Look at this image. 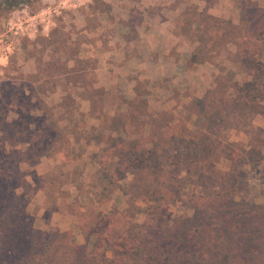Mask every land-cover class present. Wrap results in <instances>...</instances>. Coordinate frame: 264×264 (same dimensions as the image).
Wrapping results in <instances>:
<instances>
[{
    "label": "trees",
    "instance_id": "obj_1",
    "mask_svg": "<svg viewBox=\"0 0 264 264\" xmlns=\"http://www.w3.org/2000/svg\"><path fill=\"white\" fill-rule=\"evenodd\" d=\"M39 1L0 0V12L14 16L32 2ZM205 1L208 8L219 2ZM239 9L244 26L241 29L234 27L230 21L210 16L207 11L201 14L189 11L190 20L199 27L195 36L204 45L198 54H204L203 50L216 43L222 46L229 40L235 41L238 50L231 58L234 65L231 72L241 71L255 78L254 82L245 80L241 85L236 78L226 82L217 77L214 88L188 106L191 110L188 113L191 114H187V122L196 115V130L189 129L186 122L180 132L173 130L172 135L166 133L172 152L165 151L161 156L172 159L176 166L181 167L172 169V175H177L179 171L190 172L198 175L197 186L206 183L213 190L212 195L198 198L202 202L197 205L198 214L193 218L175 220L165 219L164 215L155 217V209L161 208L166 214L167 205L176 201L180 193L174 185L164 183L159 188L163 190L167 187V191L171 192L170 198L160 197L157 207L149 206L144 225L139 226L135 222L137 213L131 212L134 211L132 203L127 210L104 216L95 211L85 221V214H79L78 228L86 239H94L92 251L87 245L76 244L73 232L55 233L37 229L34 217L28 212L37 189L26 182V173L21 166L34 162L36 157L33 151H21L16 146L24 145L28 142L27 138L42 131V123L55 112L42 100L40 103L37 101L35 106L22 105L12 99L6 108L10 110L14 107L17 118L9 120V115L0 118V264H262L264 205L247 202L234 183L240 176L243 157L248 155L252 161H259L264 150V129L255 128L252 124L256 116L264 118V105H260L263 100L259 101L257 87L259 79L264 78V65L258 57L264 45V9L252 0H240ZM248 13L256 16L257 20L249 17ZM224 25H230L236 32L231 39L225 38L219 43L216 33L219 34ZM220 36L223 38L224 33ZM61 104L55 108L62 110ZM38 112L42 113L41 117L36 115ZM154 114L147 113L151 119L156 116ZM151 119L146 120L152 134L148 143L166 140L164 135L158 136L153 128L157 119ZM175 120L173 118L172 121ZM240 122L249 124L248 135L255 134L250 145L259 148L258 153L237 154L236 145L229 143L230 132L238 128ZM127 129L129 134L130 127ZM121 143L114 141L115 146L110 149L113 156L121 159V165H124L128 154L129 165L135 163L141 166L145 161L144 157H140L143 153L135 152L132 150L134 147L125 152L120 147ZM152 155L154 159L155 154ZM37 156L36 161L39 162L48 155L38 153ZM222 160L231 164L230 171L216 174ZM121 170L124 169L117 171ZM241 244L251 247L243 249Z\"/></svg>",
    "mask_w": 264,
    "mask_h": 264
},
{
    "label": "rangeland",
    "instance_id": "obj_2",
    "mask_svg": "<svg viewBox=\"0 0 264 264\" xmlns=\"http://www.w3.org/2000/svg\"><path fill=\"white\" fill-rule=\"evenodd\" d=\"M103 1L40 0L24 7L31 15H39L44 10H50V13H52L50 8L55 5H66L63 8L64 10L59 9V11L49 14V17L56 23L51 38H46L42 34L24 38L22 40L21 53L11 57L2 66L0 118L6 115H9V120L17 118V114L14 113V107L10 108V110L6 108L9 100L13 99V101L22 103V105L35 104L36 106L38 105L37 101L39 103L41 100L45 102L48 93L56 89V83L64 88L66 97L62 102V110L56 109L55 107L57 106L53 107L55 114L42 123V131L27 138L28 140L26 141L28 142L24 145L19 144L16 149L21 151L29 149L30 152H34L33 155L36 159L38 153L48 155L43 156V158L58 156L62 158L66 156L65 161L67 162L73 159L77 160L82 156L85 145H80L79 148H76L79 152H72V147L69 145L67 138L72 132L76 134L77 138L81 136L77 128L80 127L79 125L84 119L83 113L80 112V107L73 98L75 93H78L74 85L80 81L83 82L84 78L71 74L70 65L73 64L71 60L78 53L79 46L78 43L73 41L74 32L76 31L74 21L78 20V16L73 13L70 5H107ZM12 17L14 16H10L5 11L0 12V33L7 30V23ZM249 17H254L257 20L256 16L249 15ZM254 18H250V20L254 21ZM221 31H224V37L222 38L221 34H218L219 43L225 41V38L231 39L235 35L236 29L233 30L230 25H224ZM229 58L231 60L232 56L230 55ZM231 70L225 66L218 77L226 82L228 79L236 78V81L241 85L245 83V80L249 83L254 82L255 78L253 76L241 71L240 73H233ZM33 71L36 72L33 73ZM87 78L86 82L88 84L91 83L92 78ZM257 87L259 90V101L263 100L260 105H264V78L263 80L259 79ZM223 92L222 90L221 93ZM93 93L97 98H100L99 101L102 104H105L106 99H108L105 91L97 90L93 91ZM188 106L178 109L177 112L155 113L154 119H157V121L153 123V128L158 136L164 135L166 140L158 139L154 143H148L151 139L149 136L152 134L150 132L151 126L146 120L151 119V117L147 115L148 112L144 102L142 100L137 102L135 110L139 115L137 117L138 121H128L130 136L122 141L120 147L125 152H129L132 147H134L132 150L135 152H142L143 154H140V157H144L145 161L141 166L135 163L130 164V166L127 158L128 154H126L125 164L121 165L123 161L118 157H114L111 150L106 149L96 159L100 164L98 169L94 165L88 167L79 163L73 167V170L68 171V168L66 169L64 166L67 162L65 163L64 161L62 164L51 166L50 169L44 165L36 170L35 165L42 158L39 162L35 159L32 163H23L21 166L26 173V182L32 188L37 189L31 204L28 206L29 214L35 219L36 228L44 232H73L74 242L78 245H87L92 251L94 239H86L78 228L79 214H85L83 216L85 221L95 211L98 215L104 216L111 212L127 210L130 207V203H132L133 206L131 207H133L134 211L131 212L137 213L134 218L135 222L139 226L144 225L147 221L146 213H148L149 206L157 207L158 203H160L158 200L160 197L170 198L171 194L169 193L171 192L167 191V187L163 190L159 188L164 183L166 185H174L176 189H180V193L176 201L167 205L166 214L162 212L163 209L161 208L155 209V212H153L155 217L164 215L165 219L175 220L193 218L195 214H198L197 205L202 204L198 198L212 195L213 190L206 183L201 184V187L197 186L198 178L196 176L198 175L195 176V174L190 172L179 171L177 175H172V169H181V167L176 166L172 159L161 156L165 151L172 152V146L169 144V139H167L169 136L166 133L172 135L173 130L175 132L181 131L182 126L189 119L188 115L191 114L188 113L191 111ZM48 107L53 109L51 106ZM65 111L68 113L65 114ZM141 114L144 115L141 117ZM36 115L41 117L42 113L38 112ZM66 118L69 119L71 125L61 126L59 120ZM140 118L142 119L141 121H139ZM173 118L177 120L172 121ZM120 119L118 118L116 121L117 126ZM131 119H136V117L134 118L133 116ZM196 120L197 116L193 115L187 122L189 129L196 130ZM247 122L250 123L249 120ZM247 122H240L238 128L230 132L229 143L236 145L237 154L242 152L248 154L252 151L258 153L259 151V148H254L250 145L255 134L250 136L246 133L249 129ZM252 124L255 128L264 129V118L256 116ZM113 126L114 123L106 119L102 127L103 130L98 131L99 136H101L102 131L104 132V129ZM16 129L18 130V128ZM7 149L10 150L11 147L8 146ZM261 153L262 157L259 161H252L248 155L243 157L245 160L240 166V176L237 182H233L234 186L237 185L236 190L239 191L242 197L247 202L256 205H264V150ZM152 154H155L154 159H152ZM133 162L135 161L133 160ZM230 166L231 164L228 161L222 160L217 166L218 172L216 174L229 172ZM120 168L124 170L117 171ZM126 168L127 171L125 172ZM40 173L44 174L40 175ZM40 189L48 194L47 203H42L41 198L39 201L36 199ZM155 199L158 201H155ZM72 216L76 223L75 227L71 224ZM61 224L64 225L60 226ZM241 247L247 249L251 246L249 244H241Z\"/></svg>",
    "mask_w": 264,
    "mask_h": 264
},
{
    "label": "crops",
    "instance_id": "obj_3",
    "mask_svg": "<svg viewBox=\"0 0 264 264\" xmlns=\"http://www.w3.org/2000/svg\"><path fill=\"white\" fill-rule=\"evenodd\" d=\"M103 2L107 5H70L73 13L78 16V20L74 21L76 31L73 41L79 46L78 53L71 60L73 64L70 70L71 74L84 78L83 82L74 85L78 93L73 98L84 119L77 128L81 136L77 138L72 132L67 138L72 152H79L76 148L80 145H85V149L80 158L70 162L65 161L66 156L42 158L35 165L36 170L44 165L50 169L64 161L67 162L64 166L68 171L79 163L100 168L96 159L104 150L110 151L115 146L114 141L121 142L130 136L128 121H138L139 115L135 110L137 102L142 100L146 110L152 114L177 112L213 89L222 68L226 66L234 69L229 57L237 53L238 45L235 41L229 40L222 46L216 43L203 50L204 54H198L204 45L195 36L199 27L190 20L189 11L194 10L199 14L207 11L210 16L230 21L234 27L241 29L244 26L239 9L240 0H219L210 8L205 0ZM252 2L264 9V0ZM65 6L55 5L50 9L53 13L59 9L64 10ZM24 13L30 15L24 8L14 16ZM52 13L50 10L41 12L39 21L32 22L26 37L42 34L51 38L56 27L55 21L49 17ZM223 33L221 31L219 34ZM21 51L22 41L16 55ZM258 57L264 65V45ZM87 77L92 78L89 84L86 82ZM57 84L56 89L45 98L48 106H59L66 97L64 88ZM97 90L107 93L105 104L93 93ZM133 116L136 119H131ZM118 118L121 119L117 126ZM106 119L114 123L115 127H107L99 136L98 131L103 130ZM59 124L65 127L70 126L71 122L66 118L59 120ZM48 197L41 189L36 195V199L39 201L41 198L42 203H47ZM71 224L75 227L73 216Z\"/></svg>",
    "mask_w": 264,
    "mask_h": 264
},
{
    "label": "built area",
    "instance_id": "obj_4",
    "mask_svg": "<svg viewBox=\"0 0 264 264\" xmlns=\"http://www.w3.org/2000/svg\"><path fill=\"white\" fill-rule=\"evenodd\" d=\"M25 14V13H24ZM40 19V15H17L7 23V30L0 33V82L3 76L2 66L16 55L21 46V41L31 27L32 22Z\"/></svg>",
    "mask_w": 264,
    "mask_h": 264
}]
</instances>
